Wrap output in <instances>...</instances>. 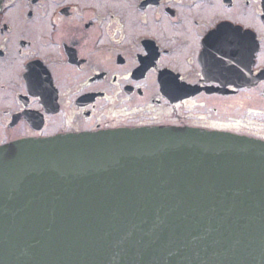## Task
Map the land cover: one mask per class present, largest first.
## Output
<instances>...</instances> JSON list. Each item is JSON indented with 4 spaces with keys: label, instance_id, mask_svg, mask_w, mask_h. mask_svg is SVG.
Here are the masks:
<instances>
[{
    "label": "water",
    "instance_id": "water-1",
    "mask_svg": "<svg viewBox=\"0 0 264 264\" xmlns=\"http://www.w3.org/2000/svg\"><path fill=\"white\" fill-rule=\"evenodd\" d=\"M0 264H264V140L160 125L5 144Z\"/></svg>",
    "mask_w": 264,
    "mask_h": 264
},
{
    "label": "flooded vegetation",
    "instance_id": "flooded-vegetation-1",
    "mask_svg": "<svg viewBox=\"0 0 264 264\" xmlns=\"http://www.w3.org/2000/svg\"><path fill=\"white\" fill-rule=\"evenodd\" d=\"M160 125L264 140V0H3L0 147Z\"/></svg>",
    "mask_w": 264,
    "mask_h": 264
},
{
    "label": "snow or ice",
    "instance_id": "snow-or-ice-1",
    "mask_svg": "<svg viewBox=\"0 0 264 264\" xmlns=\"http://www.w3.org/2000/svg\"><path fill=\"white\" fill-rule=\"evenodd\" d=\"M209 39H210V40H213V39H214V40H219V37H215V36H213V35H210V36H209Z\"/></svg>",
    "mask_w": 264,
    "mask_h": 264
}]
</instances>
